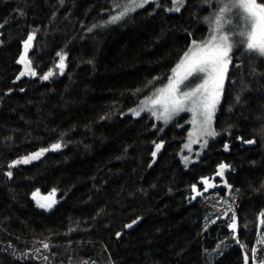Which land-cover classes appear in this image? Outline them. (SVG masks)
Listing matches in <instances>:
<instances>
[{
	"label": "trees",
	"instance_id": "trees-1",
	"mask_svg": "<svg viewBox=\"0 0 264 264\" xmlns=\"http://www.w3.org/2000/svg\"><path fill=\"white\" fill-rule=\"evenodd\" d=\"M120 1L0 0V264L262 262L264 56L231 57L216 135L185 166L188 125L129 113L209 39L221 0H166L101 28ZM30 35L36 76L21 79ZM53 190L57 205L39 207Z\"/></svg>",
	"mask_w": 264,
	"mask_h": 264
},
{
	"label": "snow or ice",
	"instance_id": "snow-or-ice-1",
	"mask_svg": "<svg viewBox=\"0 0 264 264\" xmlns=\"http://www.w3.org/2000/svg\"><path fill=\"white\" fill-rule=\"evenodd\" d=\"M148 2L149 0H127V3L122 6L123 10L119 15L112 16L110 22L120 20L129 12L134 11L135 8L143 7ZM173 3L178 6L170 9V11H179L184 0H173ZM221 5L215 14V27L210 38L199 43L197 41L192 42L195 47L190 48L185 53L180 64L177 65L176 69H173V76L168 78V84L157 89L156 98L151 99L153 105H160L163 109L159 115L153 111L152 114L157 116V119L164 118L167 121L172 115L187 110L193 113L194 123L197 115L202 117V133L209 136L216 135V133L209 130V126L216 105L219 103L220 92L223 89L224 77L231 62L230 54L233 49L239 43L240 45H246L247 52L264 56V0H221ZM237 29L239 30L237 31ZM235 36H239L241 39L237 41L234 39ZM32 39L33 37L30 35L28 40L25 41L26 48ZM23 60L24 57H21V61ZM59 66H63V57H61ZM23 74L22 72L21 75ZM202 74V82L192 86L196 79L202 78ZM50 75H52L51 72L42 78L46 80ZM190 78L192 79L190 80ZM209 84L212 85L211 89H209ZM181 85L184 87L181 88ZM187 105H190V107H187ZM253 142L247 141V143ZM205 143L207 142L205 141ZM51 147L52 149H59L60 144H54ZM156 147L159 150L161 145H156ZM45 151H48V149H41L39 152L23 158L22 162L27 163L29 160L38 159ZM153 155H155V152ZM187 159L188 157H184L185 161ZM14 163H21V161H15ZM225 167L227 166L220 165L221 169ZM218 174L223 175V172L221 171ZM8 175L11 176V173H8ZM193 187L195 188V186ZM54 192L55 190L48 197H42V199H50ZM37 196L38 191L33 193L34 199ZM39 206L50 209L52 204L41 203ZM128 227H131V225H128ZM230 227H235V224L233 223ZM45 247H48V245H45ZM252 251L253 256H255L256 250L253 249ZM247 260L248 257L246 256V264Z\"/></svg>",
	"mask_w": 264,
	"mask_h": 264
},
{
	"label": "rangeland",
	"instance_id": "rangeland-1",
	"mask_svg": "<svg viewBox=\"0 0 264 264\" xmlns=\"http://www.w3.org/2000/svg\"><path fill=\"white\" fill-rule=\"evenodd\" d=\"M164 1H166V0H149V2L146 3L143 7L135 8L134 11L129 12L127 15H125L120 20H118L116 22H110L111 21V17L114 16V15H119V13L123 10L122 6L125 3H127V0H121L119 2V4L117 5V7L115 8V10L113 11V13L101 23V28L106 29V30H113L115 28L123 27L137 13L142 12V11H144V10L150 8V7H153L155 9L161 8L163 6V2ZM167 1L172 3V8L171 9H174L175 7L178 6V5L173 3V0H167ZM186 3H187V0H184V3H183L182 6H180V10L179 11H181V9L185 6ZM221 6L222 5L220 3V5H218L216 7V10H214L212 12L211 22H210L211 34H212L213 29L215 27V24H214L215 14L217 13L219 7H221ZM179 11H173V12H179ZM241 26H242V24H241ZM238 30L239 29H237V31ZM0 34H1V32H0ZM32 37H33V39L29 42L27 48L25 47V43L23 45V51H22L21 57H24V60L21 61V57H20V60H19V64H20V66L22 68V72L24 73L23 75H21V79L31 78V77H35L36 76V73H35V71L33 69V66H32V63H31V59H30V55H31V52H32V50L34 48V42H35V36L32 35ZM234 39H236L238 41L241 38L239 36H235ZM244 50H246V45H240L238 43L236 45V47L233 49V52L230 55L232 57L235 54H237L239 52H242ZM230 65H231V62L229 63L228 70L225 73L223 89L221 90L220 96H219V103L216 105V108H215V111H214V114L212 116V119H211V122H210V126H209V130L213 131L214 133H215L216 118H217L220 106H221V104L223 102V97H224V92H225V88H226L227 77H228V72H229ZM59 69H60V73L61 74H63L65 72V70H66V58L63 59V66L62 67L59 66ZM178 71H180V70L178 69ZM33 73H35V74H33ZM50 77H51V75L48 77V79H46V80L44 79V82H48ZM191 79L192 78H190V80ZM202 79H203V74H202V78L201 79H196L194 84H192V86H195V84L201 83ZM183 87L184 86L181 85V88H183ZM211 88H212V85L209 84V89H211ZM156 96H157V92L154 95L142 100L143 103L141 102L134 110H132L129 113V115H131L133 118H136V119H139V118H141L143 116L148 115L151 118L155 119V121H160V122L164 123L166 126L171 124L172 122L174 123L175 121H181V123L179 124V128H181V129L184 126L188 125L189 126L188 139H187V142L185 144V145H187V147H184V153L187 154L184 157H188V159H187V161H185L184 157H183L182 158V162H183V164L185 166H190L192 162L196 161L203 153H205V151L207 150V148L209 146L210 141L215 137V135L214 136H209V135L203 134L202 133V129H201L202 117L197 115L195 117V123H194L193 122V120H194L193 113L190 112V111H187V110L179 112L178 114L172 115L171 118L168 119L167 121H165L164 118L157 119V116H154L152 114L153 111H155L157 113V115H159L163 111V109H162V107L160 105H153L151 103V99H155ZM187 107H190V105H187ZM137 113H139V115H137ZM205 141L207 143H205ZM59 150H60V148L59 149H52V148L48 149V151L42 152V154L40 155V157L38 159L29 160V162H27V163L22 162L23 161V159H22V160H19V161H21V163H16V165L17 166H21V165L22 166H29V165L35 164V163L39 162L42 158L47 156L49 153L57 152ZM43 200L44 199L41 200V202L43 204L51 203L52 206L53 205L54 206L57 205V203L54 204L55 202L53 203V201H51V200L50 201H48V200H44L43 201ZM52 208L47 209V211L51 210ZM44 209L46 210V208H44ZM227 215L222 216V219H225L227 217ZM233 223L235 224V227H231V230H235L237 228V223H236L235 220L232 222V224ZM258 241H259V245H264V216H263V220H262V223H261V233L258 236ZM262 262H264V260ZM262 262H259L258 260H255L253 262V264H262Z\"/></svg>",
	"mask_w": 264,
	"mask_h": 264
},
{
	"label": "water",
	"instance_id": "water-1",
	"mask_svg": "<svg viewBox=\"0 0 264 264\" xmlns=\"http://www.w3.org/2000/svg\"><path fill=\"white\" fill-rule=\"evenodd\" d=\"M159 151H160V148H159V150L156 149V154H158ZM225 176H226V171H223V180H224V181H223L222 185H220L219 188H220V189H223V190H226L228 196H230V195L233 193V188L228 184V182H227Z\"/></svg>",
	"mask_w": 264,
	"mask_h": 264
}]
</instances>
